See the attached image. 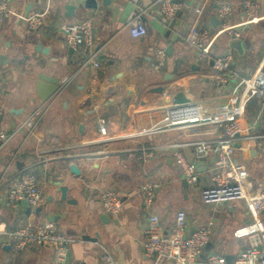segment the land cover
I'll list each match as a JSON object with an SVG mask.
<instances>
[{
	"label": "crops",
	"instance_id": "crops-1",
	"mask_svg": "<svg viewBox=\"0 0 264 264\" xmlns=\"http://www.w3.org/2000/svg\"><path fill=\"white\" fill-rule=\"evenodd\" d=\"M5 1L10 14L0 22V131L17 127L37 111L40 115L31 136L24 139L22 130L0 150V264H53L55 246L42 244L16 251L8 236L19 226L47 219L69 238L68 264H103L101 246L111 252L116 264H151V257L142 252L147 215L156 213L168 229L177 210L186 213L191 227L214 222L203 256L222 254L231 261L245 249L247 240L232 234L250 222L245 202H232L219 218L184 209L189 197L201 201V189L211 185L210 163L204 162L196 186H189L183 182L171 149L163 147L174 141L213 139L219 128L203 125L107 144L83 142L96 136L99 117L106 120L109 134L114 136L152 126L177 90L214 111L218 103L229 99L216 92L210 65L211 59L223 52L234 55L238 77L250 76L257 68L264 72V0H255L260 6L258 16L242 25L246 19L242 0H185L187 7L171 21L145 14L147 33L141 37L130 34L125 20L153 0H94V7L77 0ZM222 2L232 4L229 21L241 30L240 54L230 47L233 38L225 31L218 32L216 9ZM28 3L31 6L26 14ZM65 3L74 6L71 15L64 10ZM197 8L200 14H196ZM34 13L42 15V24L31 32L26 18ZM84 18L92 22L94 40L85 52L75 51L65 46L62 27ZM195 22L214 33L210 53L204 59H197L184 39ZM155 50L164 52L163 65L157 69L153 67ZM95 51L100 68L81 66L79 61ZM39 74L57 78L61 86L46 100L40 95L51 85L39 81ZM159 87L161 91L156 89ZM256 113L260 115L258 124L252 118ZM244 118L246 132L264 134V100L246 101ZM252 123L253 128L249 127ZM140 146L153 147L151 157L140 159L135 151ZM103 147L120 151L107 158L90 160L83 156ZM235 157L248 167L251 177L264 180V137L249 141L245 150L238 148ZM24 168L35 174L42 198L32 208L21 201L6 206L5 195L17 171ZM146 183L154 184L150 207L144 206L138 192ZM62 186L64 199L59 191ZM103 190H112L121 199L116 216L102 211L99 196ZM260 220L264 229V212Z\"/></svg>",
	"mask_w": 264,
	"mask_h": 264
},
{
	"label": "built area",
	"instance_id": "built-area-1",
	"mask_svg": "<svg viewBox=\"0 0 264 264\" xmlns=\"http://www.w3.org/2000/svg\"><path fill=\"white\" fill-rule=\"evenodd\" d=\"M85 1V0H77ZM245 21L250 22L259 14V4L255 0H242L240 3ZM187 7L185 0H153L148 6L132 12L125 20L124 26L133 37H141L147 33L144 23L145 14L162 16L166 20H173L178 12ZM200 14V9L195 10ZM10 14L5 0H0V22ZM232 4L222 2L216 9L220 23L218 32L225 31L231 38L239 39L240 31L230 24ZM42 24V15L34 13L26 18L28 31H36ZM64 44L72 50L85 52L92 45L94 34L92 22L84 18L78 22L66 23L63 27ZM214 33L201 23H194L186 32L184 39L195 52L197 59H204L210 53ZM97 52L83 57L81 66L89 65L94 70L100 68V61L95 57ZM163 50H155V69L163 65ZM235 57L231 51L223 52L211 59V70L216 92L229 99L218 103L214 111L208 110L199 102H185L180 104L169 103L165 113L159 121L147 128L129 130L119 136L109 134L107 122L104 118L97 119L96 136L83 143H109L118 139L138 138L160 134L178 128H192L195 126L211 125L220 129V133L213 139H195L187 142H169L163 147L172 151L175 164L179 167L182 177L189 186H196L200 171L193 163L186 160L183 147H190L195 161L209 162L210 186L202 188L200 199L204 204H220L233 200H243L250 215V222L233 230L235 238H245L247 247L232 257L230 263L225 255L209 253L201 258L204 248L209 242L213 221L196 228L191 234V226L183 210H177L173 225L165 229L156 213L147 215L143 228L144 240L142 252L151 257V264H264V229L260 215L264 212V180L251 177L248 167L237 161L235 152L247 149L249 141L264 137V134L248 133L244 118L245 102L251 99L264 100V72L257 68L247 77H238L234 71ZM66 82L62 79L61 85ZM61 87V86H60ZM59 87V88H60ZM40 112L37 111L21 122L17 127L0 131V150L24 130V139L34 132ZM259 114L253 115L255 124ZM255 124H250L253 128ZM120 150H111L106 147L94 149L83 156L87 159L107 158ZM135 151L139 158L148 159L153 153V147L140 146ZM145 207H150L154 200V184H143L138 189ZM42 193L37 185L35 174L27 168L20 169L14 176L7 191L4 203L11 206L21 200L30 207L39 204ZM101 209L105 214L116 216L121 209L122 202L112 190H103L99 196ZM14 250H23L26 247L42 244L56 247L53 264H68L67 244L69 238L62 234L52 220H42L33 225L19 226L8 232ZM103 264H116L111 252L101 246Z\"/></svg>",
	"mask_w": 264,
	"mask_h": 264
},
{
	"label": "water",
	"instance_id": "water-1",
	"mask_svg": "<svg viewBox=\"0 0 264 264\" xmlns=\"http://www.w3.org/2000/svg\"><path fill=\"white\" fill-rule=\"evenodd\" d=\"M84 5L86 7H94L95 6V2H94V0H85V4ZM30 6H31V4L28 3L27 6H26V14L28 13ZM63 8H64V10L66 11V13L68 15H71L72 14V10L74 9V6L72 4H70V3H65ZM230 47L233 48L234 50H236L238 54H240L243 51V46H242L241 40H238V39L237 40L236 39L231 40L230 41ZM38 79H39V81H41V80L42 81H46V82L50 83V85H51L48 92L44 93L43 95H40L41 99L46 100L48 97L53 95L54 92L57 91V89L59 87V80L57 78L45 76V75H42V74L38 75ZM156 89L159 90V91L162 90L161 87L156 88ZM189 101H190V98L186 97L184 92L181 91V90H177L173 94V96L171 97V102L175 103V104L185 103V102H189ZM82 127H83L82 125L79 126V131L80 132H82ZM182 151H183V153L185 155L186 160L188 162H190V163H193L196 166L198 171L204 170V168H205L204 161H195L193 152H192V150L189 147H183ZM70 170L72 172H75V173H77V171H78L74 165H70ZM183 182H185V181H183ZM59 191H60V194H61V198L64 199V197H65V188L62 186V187H60ZM21 203L23 205L26 204L24 200H21ZM195 230H196L195 227H191L190 230H189V234H191ZM83 237L84 238L93 239V240L96 239L95 237L94 238H90L88 236H83ZM225 257L227 258V261L229 262L230 261V257L227 256V255H225Z\"/></svg>",
	"mask_w": 264,
	"mask_h": 264
},
{
	"label": "rangeland",
	"instance_id": "rangeland-1",
	"mask_svg": "<svg viewBox=\"0 0 264 264\" xmlns=\"http://www.w3.org/2000/svg\"><path fill=\"white\" fill-rule=\"evenodd\" d=\"M189 191H187L188 193ZM237 201H229L227 204L220 203V204H203L201 201L195 199V197H189L187 199L186 204L184 205V209L190 211L191 213H195L196 215L200 214L203 216H212L215 218H219L226 212L227 207L232 204V202ZM203 255L201 256V258Z\"/></svg>",
	"mask_w": 264,
	"mask_h": 264
}]
</instances>
